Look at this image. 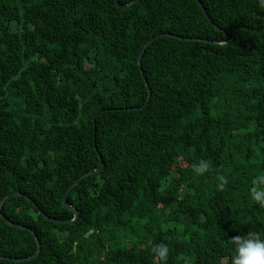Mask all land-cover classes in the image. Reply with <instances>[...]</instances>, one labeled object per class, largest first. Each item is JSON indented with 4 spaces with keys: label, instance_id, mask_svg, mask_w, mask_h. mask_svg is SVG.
<instances>
[{
    "label": "trees",
    "instance_id": "trees-1",
    "mask_svg": "<svg viewBox=\"0 0 264 264\" xmlns=\"http://www.w3.org/2000/svg\"><path fill=\"white\" fill-rule=\"evenodd\" d=\"M119 2L0 0V203L22 194L0 264H158L159 243L167 264H218L264 236V8Z\"/></svg>",
    "mask_w": 264,
    "mask_h": 264
},
{
    "label": "clouds",
    "instance_id": "clouds-1",
    "mask_svg": "<svg viewBox=\"0 0 264 264\" xmlns=\"http://www.w3.org/2000/svg\"><path fill=\"white\" fill-rule=\"evenodd\" d=\"M257 7L264 8V0H257ZM212 169L211 162L201 159L193 163L192 172L200 177L208 174ZM220 182L218 188L222 189L227 183L223 175L217 176ZM250 198L258 206L264 208V175H259L253 180V187L250 189ZM231 252L228 256L220 257L218 264H264V236L249 231L245 234L230 239ZM154 258L158 264H167L169 248L167 244L159 243L151 247Z\"/></svg>",
    "mask_w": 264,
    "mask_h": 264
},
{
    "label": "water",
    "instance_id": "water-1",
    "mask_svg": "<svg viewBox=\"0 0 264 264\" xmlns=\"http://www.w3.org/2000/svg\"><path fill=\"white\" fill-rule=\"evenodd\" d=\"M199 2V1H198ZM116 4H117V6L118 7H126L125 5H121L120 4V2H119V0H116ZM205 13H206V11H205ZM206 15H207V13H206ZM207 17L209 18V16L207 15ZM209 20H210V22L211 23H213V21L209 18ZM168 36H170L169 34H167ZM229 41V36L227 35V37H226V39H225V43L226 42H228ZM153 42V40H151L144 48H143V50H142V52H141V54H140V57H139V64L141 65V61H142V56H143V54H144V52H145V50L147 49V47L151 44ZM214 43H216V44H220V42H218V41H216V42H214ZM145 82H146V86H147V88H148V90H149V86H148V83H147V81L145 80ZM150 96V95H149ZM104 163L103 162H101L100 164H99V166L97 167V171H102L103 169H104ZM88 175H90V173H87V174H85L84 176H82L81 178H79L78 180H76L75 182H74V184L69 188V190H68V192L66 193V195L64 196V204L66 205V206H68L74 213H75V219L73 220V221H69V223H75L77 220H78V218H79V213H78V211L77 210H75V209H73L72 207H70L69 206V204H68V202H67V197H68V195H69V193H70V191L82 180V179H84L85 177H87ZM15 196H22V194L21 193H13V194H9L8 196H6L3 200H2V202L0 203V216L3 218V220L7 223V224H10V225H12V226H14V227H19V226H17V225H15V224H13V223H11L7 218H5L3 215H2V213H1V206L8 200V199H10V198H12V197H15ZM30 201L31 202H33L31 199H30ZM54 221H56V222H61V221H57V220H54ZM38 245H39V251H40V247H41V244H40V241H38ZM39 251H38V253H37V255L39 254ZM36 255V256H37Z\"/></svg>",
    "mask_w": 264,
    "mask_h": 264
}]
</instances>
